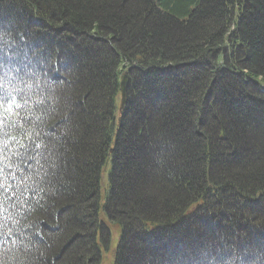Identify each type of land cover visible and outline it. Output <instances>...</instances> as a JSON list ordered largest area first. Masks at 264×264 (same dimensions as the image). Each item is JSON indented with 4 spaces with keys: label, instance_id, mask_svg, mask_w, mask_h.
Returning <instances> with one entry per match:
<instances>
[{
    "label": "trees",
    "instance_id": "16d2710c",
    "mask_svg": "<svg viewBox=\"0 0 264 264\" xmlns=\"http://www.w3.org/2000/svg\"><path fill=\"white\" fill-rule=\"evenodd\" d=\"M263 87L264 0H0V264H264Z\"/></svg>",
    "mask_w": 264,
    "mask_h": 264
},
{
    "label": "rangeland",
    "instance_id": "374dc122",
    "mask_svg": "<svg viewBox=\"0 0 264 264\" xmlns=\"http://www.w3.org/2000/svg\"><path fill=\"white\" fill-rule=\"evenodd\" d=\"M62 64L63 65H65V64H67V62H62ZM160 93H161V91H159ZM165 97V96H164ZM208 118V120H209V116L207 117ZM239 157H240V155H239ZM238 157V158H239ZM238 158H236V159H238ZM233 164V165H232ZM232 164H230V166L232 167V169H234V167H236L238 164H239V162H237V163H232ZM240 166V165H239ZM228 173V172H227ZM160 175L161 174H159V175H157V176H159L160 177ZM229 175V174H228ZM47 222V221H46ZM47 224H48V227H51V224H50V222L48 221L47 222ZM214 222H211L210 220H207V221H203L202 223H200V224H197V225H199V227H200V230L196 233V238L197 237H199L200 235L201 236H203V237H208L209 238V236H211L210 234H216V232L218 231V229H216L215 227H214ZM222 225H224L223 223H221ZM220 228V227H219ZM44 231L47 233V235H49L50 234V232H49V229L47 230V229H44ZM210 232V233H209ZM110 233H111V240L109 241V240H107L106 241V243H109V248L113 245V241H114V239H115V230H114V228L113 227H110ZM194 238V237H193ZM109 241V242H108ZM181 241H184L183 239L181 240ZM174 243V242H173ZM172 243V244H173ZM146 244V243H145ZM189 244L190 243H186V244H183V242H182V244L179 246V248H178V246L177 245H175V247H171V248H169V249H165L166 250V252L168 251V252H170L171 250L172 251H174V252H170L171 254H174V255H178V253H181L182 255L184 254V251L186 250V248H187V246H189ZM174 245V244H173ZM180 247H181V249H180ZM137 248H138V246H136V245H132V244H130L129 246H128V248L126 249V253H127V262H126V264H135L136 263V261H134L135 260V258H136V256H138L139 255V253H141V251L140 250H137ZM204 248H206V247H204ZM201 251H202V249H201ZM203 251H205V252H207L206 253V255H212V253L214 252H212L211 250H204L203 249ZM111 252V251H110ZM204 252V253H205ZM111 254V253H110ZM91 255H92V253H91ZM111 257L112 256H108V259L104 262V264H111ZM133 260V261H132ZM239 261V260H238ZM250 261V260H249ZM142 262V261H141ZM143 263V262H142ZM142 263H140V264H142Z\"/></svg>",
    "mask_w": 264,
    "mask_h": 264
},
{
    "label": "snow or ice",
    "instance_id": "6c2138e0",
    "mask_svg": "<svg viewBox=\"0 0 264 264\" xmlns=\"http://www.w3.org/2000/svg\"><path fill=\"white\" fill-rule=\"evenodd\" d=\"M9 99L8 97H6L2 91H0V107H2L4 104L8 103ZM14 102V101H13ZM3 123V119H0V124ZM21 147H24L23 145H21ZM4 148H7V143L5 142L4 146L2 148H0V154L3 153ZM9 165H7L6 163H4L2 156H0V173L3 172V168L4 167H8Z\"/></svg>",
    "mask_w": 264,
    "mask_h": 264
},
{
    "label": "water",
    "instance_id": "95a60500",
    "mask_svg": "<svg viewBox=\"0 0 264 264\" xmlns=\"http://www.w3.org/2000/svg\"><path fill=\"white\" fill-rule=\"evenodd\" d=\"M126 84H127V79L124 78L123 81H122V91H123V93L125 92Z\"/></svg>",
    "mask_w": 264,
    "mask_h": 264
}]
</instances>
